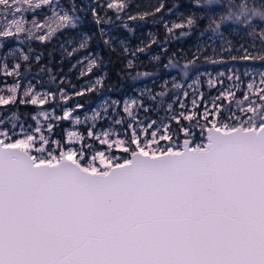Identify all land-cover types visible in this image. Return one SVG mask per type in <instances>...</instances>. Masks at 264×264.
Listing matches in <instances>:
<instances>
[{"label": "snow or ice", "instance_id": "obj_1", "mask_svg": "<svg viewBox=\"0 0 264 264\" xmlns=\"http://www.w3.org/2000/svg\"><path fill=\"white\" fill-rule=\"evenodd\" d=\"M136 7L132 12V0H0V49H9L0 55V264H264V71L258 81L248 70L196 72L201 62L264 63V0H189L175 21L165 20L177 7L167 0ZM149 17L164 21L165 42L198 28L199 37L220 39L218 47H197L183 64L169 58L163 65L191 79L192 91L174 76L158 92L104 100L83 120L76 114L83 104L64 106L87 93L123 90L128 77L158 75H131L143 63L138 54L159 42L155 36L134 49L121 40L118 50L104 27L119 21L132 33L129 22ZM226 25L260 47L237 48L222 31ZM94 40L126 60L115 83L101 53L91 50ZM32 41L58 43L61 60L74 59L69 71L77 69L87 84L76 90L67 76L58 81L63 69L51 66L57 49L45 62ZM34 64L56 91L43 80L23 82ZM205 75L217 90L211 99L201 90ZM21 106H34V124L17 123ZM65 121L90 125L67 130Z\"/></svg>", "mask_w": 264, "mask_h": 264}, {"label": "trees", "instance_id": "obj_2", "mask_svg": "<svg viewBox=\"0 0 264 264\" xmlns=\"http://www.w3.org/2000/svg\"><path fill=\"white\" fill-rule=\"evenodd\" d=\"M70 2H79V0H70ZM88 0H85V3H87ZM155 3L156 0H132L133 8L131 9L132 12H135L137 10V5L140 6V10H143L144 6L148 3ZM259 2V0H257ZM167 3L169 6L172 4H176L177 7L173 9V13H168L165 15V20L167 21H175L177 20L176 13L178 12H187L189 10V0H167ZM192 11L195 10V8H191ZM219 10V9H218ZM111 15V13H109ZM27 18L29 21L32 19V14L28 13ZM37 19H40V17H37ZM113 19H115L113 17ZM164 21L157 20L156 23H153V20L151 17L146 18L144 21L139 22H129L130 27L134 29V32L129 33L127 29L123 28L122 26L117 27L116 25L119 24V21H116L114 24H108L105 25V29L109 32L111 36H114L116 39L114 41V47H116L119 50L120 44L119 42L121 40H124L130 48L134 49L136 45L140 44L141 40L148 41L151 39V36H155L156 39L159 41L157 44L153 45L152 48L144 53V54H138V61H142L143 63L140 64L139 67L136 68L135 71H132L131 75H136V72H155L158 73V75H154L151 77H140L137 80H131L130 77L122 79L120 82L125 85V88L120 91H104L99 94H92L87 93L83 97H74L73 100L69 101L67 105L64 106H71L72 102H79L84 105V107L81 110H88L90 107L94 105V103L103 95H108L115 99H122L123 96L133 92L135 89L139 87L146 86L149 89H154L156 92L161 90V85L163 84V81L166 80L169 77H176L177 80L184 85H186L191 79H186L179 75L177 69H164L163 65L168 62V59L171 58L174 61H179L180 64H183L187 58H189L192 54V52H195L197 47L204 46L205 42L212 47H218L221 43L220 39L217 37H212V40H208L209 36H212L211 32H206L205 36L199 37V31L198 28L196 31L193 32L191 36L188 37H181L179 39H172L171 37L168 38L167 42H165V36L167 33L165 32L163 28ZM259 23V22H257ZM95 31V29H93ZM222 31H225V36L228 39H231L233 43L236 45L237 48L241 44H243L245 47H249L251 44L255 43L256 48L260 47V41L254 37L248 36L242 29H240L236 25L225 26ZM178 34V33H177ZM214 42V43H213ZM16 46L24 47L25 50H27L26 44H20L19 42L14 43ZM32 47L36 50V53H39L41 51L45 52V62L47 61V52L52 51L53 49H57L53 52L52 56V67L55 69L62 68L63 72H61L58 75V81L61 76H67V79L72 82V84L76 85V90H79L83 81L85 78H78V70L72 69L69 71L70 65L74 63L73 60L64 59L61 60V53L58 50V43L53 42V44L49 45L47 48L44 47V45L40 44L38 41H32L31 42ZM5 50L0 49V52ZM91 50L93 52L99 51L102 55V57L105 60L106 68L104 71H107L109 74V77L111 78L109 83H115V81L118 79L116 76V73L121 70L124 63H126V60L123 57L117 58V55L114 53H110L108 49H106L102 42L93 41ZM166 50V51H165ZM249 50H252L251 48ZM208 54H211V48L208 50ZM233 54H238L234 52ZM153 55H159L161 56V61L159 63L155 61H151V56ZM127 58L133 59L134 63H137V58L131 57L130 53L127 54ZM111 60V63H108V61ZM230 68H236L239 69V72L244 69L249 68H263L264 63L261 62H251V61H244V62H228V63H219V64H208V63H199L198 68L196 72H202L205 69L211 68L213 71H219L223 69ZM38 72V66L35 64L33 65L31 71H29L26 75V78L24 79V83L28 82V80H31L33 83H36L37 80H43L45 81V89L48 90H57V85L52 83H47L48 76L47 74H40L36 75ZM196 72L190 73V76L192 78L195 77ZM155 82V83H154ZM129 85H132V87H128ZM203 92L204 88L202 87ZM67 91L69 93H72L74 90L71 88V86H67ZM239 95V93H238ZM159 99V98H158ZM167 98H165V105L163 107H166ZM34 106H28L24 107L21 106L18 110V114L20 115V121L17 123H23V122H31V115L35 112ZM58 114L61 113L60 109H57ZM8 115H11V113H7ZM161 116L164 115L163 112L160 113ZM152 118H157L156 113H151ZM68 125L66 122H63L62 127L66 128Z\"/></svg>", "mask_w": 264, "mask_h": 264}, {"label": "rangeland", "instance_id": "obj_3", "mask_svg": "<svg viewBox=\"0 0 264 264\" xmlns=\"http://www.w3.org/2000/svg\"><path fill=\"white\" fill-rule=\"evenodd\" d=\"M6 43H7V42H6ZM14 47H19V46H16V45L14 44ZM8 50H9V49H8L7 47H5V50L1 51V52H0V55H3V53H4V52H7ZM74 63H75V61H74ZM229 68H230V67H228L227 69L219 70V71H213L211 68H208V69L203 70V71L200 72V73H211V76H212V77H216L217 74H218L219 72H225V73H228V69H229ZM233 69H234V68H233ZM235 69H236V68H235ZM245 70H248L250 73H252V75L255 76L256 79H257V81H258V79H259V73H260L261 71H264V67H263V68H249V69H244V70H241L240 73L242 74ZM78 76H79V72H78ZM194 78H195V77H194ZM0 79H2V77H0ZM171 79H172V77H169V78H167L166 80L171 81ZM202 79H203V81H204V83H203V88H204L205 97H206L207 99H211V98L215 97V96L217 95V90H216V89H211V90H210V89L208 88V85H207V79H208V77L205 75ZM242 79L245 81V83H247V82L249 81V79H251V77H242ZM11 82H12V81H11V78H8V80L6 81V83H11ZM87 82H88V80H87V77H86V79L83 81L82 85H86ZM191 82H192V80H190V81L185 85L184 90H187V91H189V92L192 91L191 89H188V88H187V85H188L189 83H191ZM230 83H231V82L225 80V84H230ZM25 84H27V82H25ZM82 85H81V86H82ZM0 87H3V84H0ZM145 88H148V87H146V86L139 87V88L135 89L133 92H131V93H129V94L123 96L122 99H120L121 103L123 102L124 99H130V98H136V97H138V96H139V90H140V89H145ZM148 89H149V88H148ZM202 91H203V90H202ZM113 99H115V98H112V97H110V96H108V95H103V96H101V97H100V98L94 103V105H93L92 107H90L88 110H81V109H78L76 114H78V115L81 117V119L83 120L84 117H85L86 115H87V116H91V115L93 114V110H98V109L100 108V105L103 103L104 100H108V101L110 102V101L113 100ZM117 100H118V99H117ZM75 103H76V102H72L71 106H68V107H72ZM151 103H152L154 106L157 104V102H151ZM66 107H67V106H66ZM46 110H49V111H50L51 109H50V108H46ZM35 111H36V110H35ZM110 111H111V110H110ZM153 113H155V112H153ZM34 114H35V112H34ZM60 114H62V112H61ZM140 115H141V117H143L144 114L141 112ZM121 116H125V118H126V114L122 113V111H121ZM115 118H120V117L117 116V117H115ZM65 122H66L67 125H68V126L65 128V129H67V130H77V131H82L84 127H87V126L90 125V122H89V125H84V126H75V125H72L69 121H65ZM109 123H110V122H109ZM28 124H34V121L31 120V122H29ZM108 126H109V124H104V125H103L104 128H107ZM112 127H113L116 131H122V126H119V125H112Z\"/></svg>", "mask_w": 264, "mask_h": 264}]
</instances>
